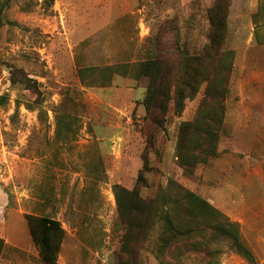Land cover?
<instances>
[{
    "label": "rangeland",
    "instance_id": "1",
    "mask_svg": "<svg viewBox=\"0 0 264 264\" xmlns=\"http://www.w3.org/2000/svg\"><path fill=\"white\" fill-rule=\"evenodd\" d=\"M215 2L10 0L0 26V237L8 244L0 264H43L26 215L60 221L66 236L57 264H161L147 246L133 260L122 249L114 188L133 189L145 157L143 197L177 179L239 223L264 264V45L251 38L256 0H232L227 48L237 58L226 138L220 156L194 176L180 172L177 145L203 90L155 135L144 105L148 78L117 74L108 86H85L79 76L81 68L156 57L157 41L163 49L175 41L201 48ZM15 68L39 92L13 85ZM57 122L71 131L59 132ZM212 248L217 256L190 254L185 264H249L224 242Z\"/></svg>",
    "mask_w": 264,
    "mask_h": 264
},
{
    "label": "trees",
    "instance_id": "2",
    "mask_svg": "<svg viewBox=\"0 0 264 264\" xmlns=\"http://www.w3.org/2000/svg\"><path fill=\"white\" fill-rule=\"evenodd\" d=\"M9 5L10 0L0 5V26ZM231 5L232 0H216L209 9L211 30L208 42L201 48L192 49L175 41L163 49L157 41L159 53L156 57L79 70L85 86H108L117 74L137 80L148 78L150 83L144 105L151 134L155 135L164 130L170 114L181 117L187 102L195 100L203 90L194 118L180 126L177 160L184 176H194L199 166H206L219 157L220 144L226 138L227 100L237 58L236 51L227 48ZM253 24L257 44L264 45V0L259 1L258 10L253 14ZM11 82L39 92L38 83L22 68L12 69ZM57 123L59 132L71 131L70 123ZM144 163L133 189L122 185L114 188L118 218L124 231L123 252L133 260L138 248L147 246L161 264H185L184 258L190 254L217 256L220 251L212 245L224 242L230 251L249 264H257L255 255L242 238L240 224L177 179H169L167 186L159 189L154 197H143L141 188L147 184L146 157ZM26 220L42 263L57 264L66 236L60 221L33 215H26ZM7 247V242L0 237V259ZM212 260L208 264H215Z\"/></svg>",
    "mask_w": 264,
    "mask_h": 264
},
{
    "label": "crops",
    "instance_id": "3",
    "mask_svg": "<svg viewBox=\"0 0 264 264\" xmlns=\"http://www.w3.org/2000/svg\"><path fill=\"white\" fill-rule=\"evenodd\" d=\"M259 1H260V0H256L257 5H256V9H255L254 12H257V10H258V7H259ZM252 29H253V34H252L251 38L254 37V39H255V35H254V32H255V25H254V24H252ZM261 46H263V45H261Z\"/></svg>",
    "mask_w": 264,
    "mask_h": 264
}]
</instances>
